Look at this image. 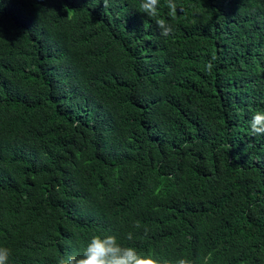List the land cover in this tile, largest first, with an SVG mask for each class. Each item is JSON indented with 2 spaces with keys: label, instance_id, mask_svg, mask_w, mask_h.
<instances>
[{
  "label": "trees",
  "instance_id": "16d2710c",
  "mask_svg": "<svg viewBox=\"0 0 264 264\" xmlns=\"http://www.w3.org/2000/svg\"><path fill=\"white\" fill-rule=\"evenodd\" d=\"M141 2L0 0L8 264H59L96 235L264 264V135L249 127L264 110V0H174L175 20L166 0L154 18Z\"/></svg>",
  "mask_w": 264,
  "mask_h": 264
},
{
  "label": "clouds",
  "instance_id": "9594fccd",
  "mask_svg": "<svg viewBox=\"0 0 264 264\" xmlns=\"http://www.w3.org/2000/svg\"><path fill=\"white\" fill-rule=\"evenodd\" d=\"M105 7L107 0H104ZM169 9L168 16L175 20L178 5L174 0H166ZM142 13L148 17H157L159 14L160 0H142L140 5ZM162 37H168L174 33V26L164 19L156 20ZM216 57L206 65L208 72H211ZM250 131L253 135H264V110L256 111L249 121ZM183 147H189L185 144ZM134 239L133 233L125 236L126 241ZM11 256V249L0 247V264H8ZM210 254H202L198 258L190 256H179L176 258H164L157 253H143L130 244L122 242L115 235H96L90 239L81 253L63 257L59 264H210Z\"/></svg>",
  "mask_w": 264,
  "mask_h": 264
}]
</instances>
